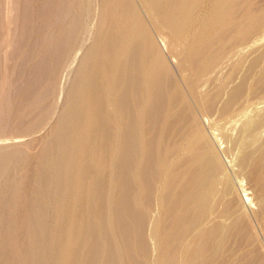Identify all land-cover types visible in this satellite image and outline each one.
<instances>
[{
    "label": "bare ground",
    "instance_id": "6f19581e",
    "mask_svg": "<svg viewBox=\"0 0 264 264\" xmlns=\"http://www.w3.org/2000/svg\"><path fill=\"white\" fill-rule=\"evenodd\" d=\"M246 1H209L207 20L185 44L182 64L190 72L185 86L160 49L150 20L134 0H115L120 14L101 16L107 27L96 42L94 56L108 60L82 78L89 99V110L82 116L85 132L73 148L66 146L78 127L69 132L65 126L76 125L81 119L74 107L60 119L44 146L52 167L60 146L67 147L63 151L65 162L71 156L79 158L73 174L78 188L65 232L69 248L61 254L67 264H149L146 232L159 236L156 264H231L223 255L231 238L240 241L248 234L247 219L241 206L228 198L227 182L219 187L221 164L209 139L199 130L193 97L196 83L224 56L228 42L237 43L264 30V4L238 14ZM142 2L152 22L181 37L190 25V12L202 0ZM244 88L241 83L229 89L222 113L231 110ZM263 89L264 68L252 85L254 93ZM220 91L207 97L208 107ZM263 126L264 112L245 133L256 136ZM14 143L0 142V156L13 151L18 145ZM239 164L248 180L255 181L259 210L264 213V142L246 149ZM160 176L165 183L159 189L158 203L165 224L159 231L160 222L149 208ZM33 180L41 190L62 183L60 175L52 181L44 167L38 168ZM216 197L221 201L218 208L213 204ZM37 206L23 215L31 224L27 235L36 246L40 244ZM190 234L193 237L188 239ZM252 259H243L240 264Z\"/></svg>",
    "mask_w": 264,
    "mask_h": 264
},
{
    "label": "rangeland",
    "instance_id": "374dc122",
    "mask_svg": "<svg viewBox=\"0 0 264 264\" xmlns=\"http://www.w3.org/2000/svg\"><path fill=\"white\" fill-rule=\"evenodd\" d=\"M134 1L150 20L160 49L185 86L190 78L189 70L182 64L185 44L207 20L210 0H202L190 12V25L181 37L152 22L142 0ZM263 1L247 0L238 14L263 5ZM104 13H114L116 17L120 14L115 0H0V142L18 144L13 151L0 156V264L68 262L61 254L69 248L65 232L71 221L73 193L78 188L73 174L79 158L71 156L65 162L63 151L69 146L73 148L85 132L82 116L89 110V99L88 90L81 83L89 71L108 60L94 56L96 42L107 27L101 20ZM255 33L240 42L227 43L224 56L196 83L193 97L199 130L209 139L221 164L219 187L222 189L227 182L228 198L241 206L247 219L248 234L240 241L231 238L223 255L231 264H240L247 258H253L247 264H264V213L259 210L255 181L248 180L246 170L239 164L246 149L264 142V126L256 136L245 133L264 112V89L257 93L252 90L254 79L264 68V30ZM234 65L236 68L228 78ZM241 83L245 88L239 100L229 112L222 113L229 89ZM219 91V98L208 107L207 97ZM74 107L81 119L75 122L77 126L71 123L65 129L70 132L78 128L71 132L67 147H59L56 165L52 167L45 143ZM39 165L48 170L52 181L60 175L62 186L53 183L46 189L36 188L33 177ZM164 183L163 176L156 180L149 208L153 218L160 222L159 231L165 224L158 203L159 189ZM220 202L216 197L214 207H220ZM35 206L40 209L38 246L27 235L31 224L23 218L26 210ZM192 237L190 234L188 239ZM144 238L149 244L147 262L156 264L159 236L146 232Z\"/></svg>",
    "mask_w": 264,
    "mask_h": 264
}]
</instances>
